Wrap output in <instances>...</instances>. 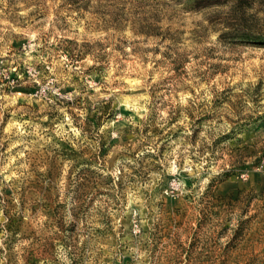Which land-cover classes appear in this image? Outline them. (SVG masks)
<instances>
[{
    "label": "rangeland",
    "instance_id": "rangeland-1",
    "mask_svg": "<svg viewBox=\"0 0 264 264\" xmlns=\"http://www.w3.org/2000/svg\"><path fill=\"white\" fill-rule=\"evenodd\" d=\"M0 264H264V0H0Z\"/></svg>",
    "mask_w": 264,
    "mask_h": 264
}]
</instances>
